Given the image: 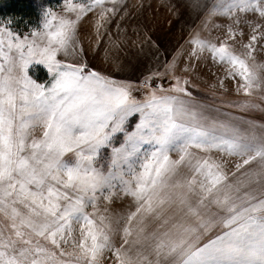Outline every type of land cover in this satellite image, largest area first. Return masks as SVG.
Returning a JSON list of instances; mask_svg holds the SVG:
<instances>
[{"label":"snow or ice","instance_id":"snow-or-ice-1","mask_svg":"<svg viewBox=\"0 0 264 264\" xmlns=\"http://www.w3.org/2000/svg\"><path fill=\"white\" fill-rule=\"evenodd\" d=\"M187 7L171 51L129 35L127 0L0 19V264H264V0ZM145 44L155 66L117 78ZM202 65L218 104L192 91Z\"/></svg>","mask_w":264,"mask_h":264},{"label":"rangeland","instance_id":"rangeland-1","mask_svg":"<svg viewBox=\"0 0 264 264\" xmlns=\"http://www.w3.org/2000/svg\"><path fill=\"white\" fill-rule=\"evenodd\" d=\"M62 2V0H61ZM217 0H202V4L206 7H211ZM130 5V11L132 16L129 20L125 21L128 25L129 35L132 32V25L138 24L143 26L148 30V34L152 36L154 40L158 43H162L163 46H174L178 41L183 42V38L187 37L189 31L199 24L200 18L204 15L205 9L201 8L198 12L192 11L187 7L188 0H127ZM143 7H139L140 5ZM51 7H58V1L52 0L49 2ZM45 8V6H42ZM48 7V6H47ZM169 21L171 23H169ZM213 31V35H216ZM140 45L132 48H124L118 54L120 59L123 61V56L126 54L127 59L123 62L134 65L138 58L134 59L136 56L139 57ZM136 49V50H135ZM144 52L141 53L145 57H152V50L149 49L148 45H144ZM124 50V51H123ZM170 51V50H169ZM123 52H125L123 54ZM143 57V56H142ZM162 59H164V54H161ZM144 58V57H143ZM93 63L97 66L107 67L104 63V53L101 51L95 57L92 58ZM134 59V60H133ZM132 67H129L125 73L130 72L133 75ZM216 68L209 69L207 66H201V73L194 77V83L197 85L195 92L205 91L207 94L213 95L214 91H219V89H213L211 85L215 82ZM32 73L35 77L40 79L47 78V71L42 65H37L32 68ZM229 87L228 97H238L234 91V83L231 81L227 82ZM202 89H200V88ZM258 116L262 117L264 114L259 112H254Z\"/></svg>","mask_w":264,"mask_h":264},{"label":"trees","instance_id":"trees-1","mask_svg":"<svg viewBox=\"0 0 264 264\" xmlns=\"http://www.w3.org/2000/svg\"><path fill=\"white\" fill-rule=\"evenodd\" d=\"M50 1L52 0H0V19H12L14 26L26 30L27 26L38 23L44 8L42 6L49 7Z\"/></svg>","mask_w":264,"mask_h":264},{"label":"crops","instance_id":"crops-1","mask_svg":"<svg viewBox=\"0 0 264 264\" xmlns=\"http://www.w3.org/2000/svg\"><path fill=\"white\" fill-rule=\"evenodd\" d=\"M164 47H166L168 50H170L171 51V49H172V45L171 46H164ZM136 50V49H135ZM124 51V50H123ZM125 52H123V54H124ZM144 58H143V57ZM123 58V61L125 60V59H127V57H126V54H124V56L122 57ZM136 58H138L137 59V61H136V63L133 65V66H135V68H133V69H135V70H133V69H130V70H133L132 71V73H133V75L132 74H130V72H127V73H120V72H116V75H117V78H125V77H132V78H136V77H140L141 76V71L143 70V69H147L149 66H155V64H156V61L155 60H153L152 59V57L150 56V57H145L144 55H142L141 53L139 54V57L138 56H136L134 59H136ZM165 58V57H164ZM133 59V60H134ZM151 61V64L149 63ZM160 61H163V59H162V57H161V55H160ZM113 70L114 71H116L115 70V68H113ZM200 88V87H199ZM194 89H196V87L195 88H193L192 89V91H193V93L195 94V96H196V98L198 99V100H200V101H202V102H205V103H207V104H212V105H215V104H218L219 103V97L218 96H212L211 94H207L205 91H203V92H201V91H198V93L197 92H195V90ZM200 89H202V88H200ZM231 96V95H230ZM230 96H228V97H230ZM240 97H231V99H239ZM230 111H233V112H237V114H240V115H249V114H246V113H239L236 109H230ZM253 118H257V119H259V118H261L260 116H258L256 113H251L250 114ZM125 204L127 203V201H125L124 202ZM113 207H116V208H119V207H121V202L119 201V200H117L116 201V203L113 205Z\"/></svg>","mask_w":264,"mask_h":264}]
</instances>
